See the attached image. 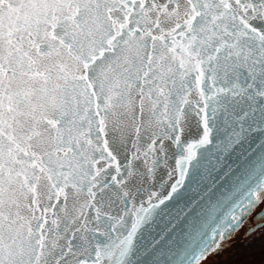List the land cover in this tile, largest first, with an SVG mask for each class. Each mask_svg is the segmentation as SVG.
<instances>
[{
  "label": "snow or ice",
  "instance_id": "snow-or-ice-1",
  "mask_svg": "<svg viewBox=\"0 0 264 264\" xmlns=\"http://www.w3.org/2000/svg\"><path fill=\"white\" fill-rule=\"evenodd\" d=\"M262 198L264 0H0V264H201Z\"/></svg>",
  "mask_w": 264,
  "mask_h": 264
},
{
  "label": "rangeland",
  "instance_id": "rangeland-1",
  "mask_svg": "<svg viewBox=\"0 0 264 264\" xmlns=\"http://www.w3.org/2000/svg\"><path fill=\"white\" fill-rule=\"evenodd\" d=\"M241 240L242 241L239 242L238 245H237V241H234V244L237 245L239 248V250H236V252L233 251V249L230 247L229 248L230 250H224L219 255L214 256L212 262L204 261L201 262V264H226L227 262L225 261L227 259H230V257L233 256L234 253H238L239 254L238 256L240 255L248 256V255L261 253L264 250V225L258 228L251 235L247 237H243ZM243 259L242 262H244Z\"/></svg>",
  "mask_w": 264,
  "mask_h": 264
},
{
  "label": "flooded vegetation",
  "instance_id": "flooded-vegetation-1",
  "mask_svg": "<svg viewBox=\"0 0 264 264\" xmlns=\"http://www.w3.org/2000/svg\"><path fill=\"white\" fill-rule=\"evenodd\" d=\"M261 213H264V198H262L261 203L251 212L250 215L244 217L241 222L242 226L239 230L232 234L230 238H226L220 243V247L216 253L224 250H230L229 248L237 246L238 243L242 241L241 239L243 237H247L255 232L258 229H255L256 226L261 225L260 227H262V225H264V217L257 219ZM252 229H254V231H251ZM234 241H237V245L234 244Z\"/></svg>",
  "mask_w": 264,
  "mask_h": 264
},
{
  "label": "trees",
  "instance_id": "trees-1",
  "mask_svg": "<svg viewBox=\"0 0 264 264\" xmlns=\"http://www.w3.org/2000/svg\"><path fill=\"white\" fill-rule=\"evenodd\" d=\"M232 249L235 252L236 250H239L238 246H233ZM222 252H217V253L213 252L211 255H208L207 258L202 260L201 262H204V261L212 262L213 257L219 255ZM238 255H239L238 253H234L233 256L230 257V259H227L225 261L227 262L226 264H240V263L242 264H264V250L261 253L248 255V256H244V255L238 256ZM242 259L244 260V262H242Z\"/></svg>",
  "mask_w": 264,
  "mask_h": 264
},
{
  "label": "water",
  "instance_id": "water-1",
  "mask_svg": "<svg viewBox=\"0 0 264 264\" xmlns=\"http://www.w3.org/2000/svg\"><path fill=\"white\" fill-rule=\"evenodd\" d=\"M243 219H244V218H242V220H243ZM242 220H241V222H242ZM260 226H261V225L256 226L255 229L259 228Z\"/></svg>",
  "mask_w": 264,
  "mask_h": 264
}]
</instances>
